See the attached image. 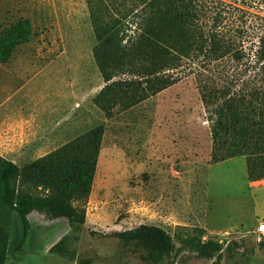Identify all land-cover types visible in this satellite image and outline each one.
<instances>
[{
	"label": "rangeland",
	"instance_id": "374dc122",
	"mask_svg": "<svg viewBox=\"0 0 264 264\" xmlns=\"http://www.w3.org/2000/svg\"><path fill=\"white\" fill-rule=\"evenodd\" d=\"M199 2L202 50L173 72L174 84L132 106L124 107L118 99L107 116L94 103L104 81L92 54L97 40L86 0H0V31L24 19L31 27L29 40L0 63V105L12 94L17 97L24 80L40 70L32 84H43V96L52 103L39 116L43 127L36 138L28 139L21 153L9 150L3 156L20 166L57 148L52 139L56 121L74 119V136L80 133L75 138L102 128L83 204L85 223L78 227L32 214L17 250L11 243V217L4 264H76L84 259L90 264H149L143 250L111 236L140 224L159 226L172 236L174 249L158 264H264V239L256 234L264 221V179L249 180L245 156L211 159L214 105L205 107L201 97L260 82L264 3ZM129 29L135 31L131 24ZM0 115L13 125L11 136L20 133L15 125L23 112L0 110ZM61 239L64 253L49 252ZM214 243L220 250L211 258L195 250L198 244Z\"/></svg>",
	"mask_w": 264,
	"mask_h": 264
},
{
	"label": "trees",
	"instance_id": "16d2710c",
	"mask_svg": "<svg viewBox=\"0 0 264 264\" xmlns=\"http://www.w3.org/2000/svg\"><path fill=\"white\" fill-rule=\"evenodd\" d=\"M86 2L97 40L92 54L104 81L94 103L107 116L118 99L124 107L132 106L174 84L173 72L204 46L205 37L198 27L199 0ZM130 24L135 30L132 33ZM30 35L26 19L1 30L0 63H6L15 47L28 41ZM257 62L258 84L201 95L205 107L214 105L211 159L216 163L245 156L251 181L264 179V36ZM101 135L102 128L94 127L21 167L0 156V264L5 263L11 217L15 226L11 243L17 250L22 248L32 214L48 221L62 218L78 227L85 223L83 204L91 190ZM111 236L143 250V259L149 264H158L174 249L172 236L155 225L140 224ZM63 243L64 239L59 240L49 252L63 254ZM195 250L201 257L211 258L220 245L198 244ZM90 263L84 259L76 264Z\"/></svg>",
	"mask_w": 264,
	"mask_h": 264
},
{
	"label": "crops",
	"instance_id": "0c3cea01",
	"mask_svg": "<svg viewBox=\"0 0 264 264\" xmlns=\"http://www.w3.org/2000/svg\"><path fill=\"white\" fill-rule=\"evenodd\" d=\"M42 71L40 70L37 73H34L31 77L24 80L25 85L21 88V93L18 94L17 97L9 96L3 103L0 105V110L2 113H9L17 111L19 113L23 112V116L16 121L18 125H15V127H18L20 129L17 131L16 134L10 135L9 133V126H13L7 121V119H3L0 115V119L2 118V121L0 123V156L4 157L3 154L10 151H20L21 147L23 145H26V142L28 139L36 138V130L41 129L43 126L41 121L39 120V116L42 113L48 112L50 104V100L45 98L43 96V91L41 85L38 83H33L39 76H41ZM46 80V79H45ZM74 85H72L73 88ZM72 91V89H70ZM88 90H85V93H87ZM84 93V92H83ZM83 120V119H82ZM81 119H78V122L81 123L83 127V121ZM7 122V123H6ZM50 122H46L44 126L48 127L50 126ZM57 129H56V135H54L53 140H56L55 143H57V147L67 143L68 141L74 139L76 136H74V126L75 121L74 119H71V121L67 124L64 120L56 121L55 122ZM59 124V125H57ZM13 127V128H15ZM68 130V131H67ZM83 132H81L82 134ZM56 148V147H55ZM54 148V149H55ZM53 149V150H54ZM44 149H41L42 152ZM50 152V151H49ZM18 153H21L18 152ZM5 158V157H4ZM14 163L16 161L14 159H11ZM32 161V160H31ZM30 162V161H28ZM28 162L21 164L19 167L27 164ZM17 164V163H16Z\"/></svg>",
	"mask_w": 264,
	"mask_h": 264
},
{
	"label": "built area",
	"instance_id": "2783aa9c",
	"mask_svg": "<svg viewBox=\"0 0 264 264\" xmlns=\"http://www.w3.org/2000/svg\"><path fill=\"white\" fill-rule=\"evenodd\" d=\"M256 234L258 237L264 239V221H261L257 224Z\"/></svg>",
	"mask_w": 264,
	"mask_h": 264
}]
</instances>
